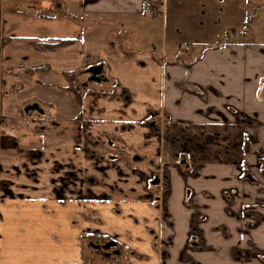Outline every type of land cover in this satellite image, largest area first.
I'll return each mask as SVG.
<instances>
[{"label":"crops","instance_id":"1","mask_svg":"<svg viewBox=\"0 0 264 264\" xmlns=\"http://www.w3.org/2000/svg\"><path fill=\"white\" fill-rule=\"evenodd\" d=\"M144 2L0 0V264H264V0Z\"/></svg>","mask_w":264,"mask_h":264},{"label":"rangeland","instance_id":"2","mask_svg":"<svg viewBox=\"0 0 264 264\" xmlns=\"http://www.w3.org/2000/svg\"><path fill=\"white\" fill-rule=\"evenodd\" d=\"M263 7V6H262ZM260 8V7H259ZM263 27L264 22H259ZM259 24L252 25L251 29L258 30ZM1 37V36H0ZM246 39H262L258 35L251 33ZM2 39V38H1ZM83 257L86 264H110L115 263L119 259H124L127 255V249L121 244H115L110 239L97 236L85 237L83 240Z\"/></svg>","mask_w":264,"mask_h":264},{"label":"trees","instance_id":"3","mask_svg":"<svg viewBox=\"0 0 264 264\" xmlns=\"http://www.w3.org/2000/svg\"><path fill=\"white\" fill-rule=\"evenodd\" d=\"M7 40L1 39L0 37V54H1V50L2 47L4 46L5 42ZM73 40H63V41H59L57 43H55L54 45H68L70 43H72ZM26 71H32V70H26ZM65 75L67 76L68 80H69V85L67 86V89H69L70 91H73L78 99V102L80 104H82L83 101V85L80 83L79 81V75H77L76 73H72V72H66ZM0 81H1V66H0ZM5 117L1 116L0 117V125L5 121ZM246 148H248V146L246 145ZM264 172V169H263Z\"/></svg>","mask_w":264,"mask_h":264},{"label":"built area","instance_id":"4","mask_svg":"<svg viewBox=\"0 0 264 264\" xmlns=\"http://www.w3.org/2000/svg\"><path fill=\"white\" fill-rule=\"evenodd\" d=\"M164 0H145L144 10L150 15L159 16L162 14V5Z\"/></svg>","mask_w":264,"mask_h":264},{"label":"water","instance_id":"5","mask_svg":"<svg viewBox=\"0 0 264 264\" xmlns=\"http://www.w3.org/2000/svg\"><path fill=\"white\" fill-rule=\"evenodd\" d=\"M32 108H30V110H31ZM110 264H112V263H110Z\"/></svg>","mask_w":264,"mask_h":264}]
</instances>
